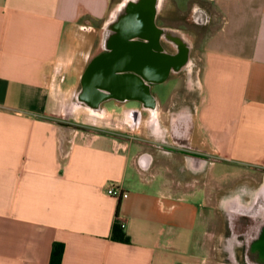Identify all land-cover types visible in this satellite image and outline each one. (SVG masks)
<instances>
[{
    "label": "crops",
    "instance_id": "crops-1",
    "mask_svg": "<svg viewBox=\"0 0 264 264\" xmlns=\"http://www.w3.org/2000/svg\"><path fill=\"white\" fill-rule=\"evenodd\" d=\"M119 1L0 0V264H50L54 244L59 264H214L226 193L262 182L264 0H167L188 66L93 113L75 84ZM217 164L245 173L224 184Z\"/></svg>",
    "mask_w": 264,
    "mask_h": 264
},
{
    "label": "water",
    "instance_id": "water-1",
    "mask_svg": "<svg viewBox=\"0 0 264 264\" xmlns=\"http://www.w3.org/2000/svg\"><path fill=\"white\" fill-rule=\"evenodd\" d=\"M166 2L120 0L111 8L100 29L97 48L80 77V89L73 95L76 103L102 114L101 105L111 99L126 97L143 107L154 98L151 86L162 84L188 66L191 39L180 30L156 25ZM162 44L173 53L166 52ZM260 198L264 199V176ZM260 244L264 246V234Z\"/></svg>",
    "mask_w": 264,
    "mask_h": 264
},
{
    "label": "flooded vegetation",
    "instance_id": "flooded-vegetation-1",
    "mask_svg": "<svg viewBox=\"0 0 264 264\" xmlns=\"http://www.w3.org/2000/svg\"><path fill=\"white\" fill-rule=\"evenodd\" d=\"M162 46L166 52L173 53L169 46ZM143 88L141 86L140 90ZM126 100L128 99L124 97L119 102H130ZM138 104L142 107L140 102ZM260 187L261 183L256 190L249 192V198L245 200L243 189L226 193V198L220 204L226 230L224 237L220 238L217 253L223 264H264V246L260 244L264 234V199L260 198ZM231 235L238 241L232 250L228 245Z\"/></svg>",
    "mask_w": 264,
    "mask_h": 264
},
{
    "label": "rangeland",
    "instance_id": "rangeland-1",
    "mask_svg": "<svg viewBox=\"0 0 264 264\" xmlns=\"http://www.w3.org/2000/svg\"><path fill=\"white\" fill-rule=\"evenodd\" d=\"M162 24V22H161V19L158 17V19H157V21H156V25L157 26H162L161 25ZM177 81V77L176 78H173V77H170L165 83H164V87L165 88H169V87H171V86H173L174 84H175V82ZM79 84H75V88L77 87V88H79ZM156 87L157 86H155L153 89V91H156ZM77 89H74L71 93H70V97H71V95L73 94V92H75ZM75 104H72V103H70L68 106H66L67 107V110H66V113H65V115H61V117H63V119H64V121H67V122H69V123H72L71 122V120L73 119V117H76V116H74V115H76V114H78L79 113V115H78V117H79V121H81L82 119H83V116H82V109H80V108H76L77 110H72L71 111V113H70V108L73 106V107H75L74 106ZM129 105H135V104H133V103H131V104H129ZM106 107L108 108V110L109 111H112V110H110V109H112V107L108 104H106ZM84 112V111H83ZM116 111H114V113H115ZM112 113V112H111ZM105 116H106V114H105ZM117 116L116 115H114L112 118H115V122H118L119 120L116 118ZM107 122V121H106ZM105 126H107V123L106 124H104V127ZM73 128H74V126H73ZM80 128H82V127H80ZM121 129H123V128H121ZM216 172L217 173H219V174H221L222 175V177H223V183L224 184H231L232 182H234L235 181V179L237 178V177H239L241 174H244L245 173V170H243V169H240V168H235V167H229L228 165H220V164H217V167H216ZM252 176H251V174L249 175V181H251V178ZM256 179V178H255ZM245 182H243L242 184L243 185H245L244 184ZM241 184V182H239L238 184H236L237 186L238 185H242ZM245 187V186H244ZM249 190V189H248ZM228 193H230V191H228L227 192V194ZM230 241H228V245H230L231 246V250L232 249H234L235 248V246L238 244V241H237V239H236V237L235 236H233V235H231L230 236V239H229ZM232 253V252H231ZM214 264H223L222 263V260L220 259V255L218 254V253H216V255H215V261L213 262ZM211 264H212V262H211Z\"/></svg>",
    "mask_w": 264,
    "mask_h": 264
},
{
    "label": "trees",
    "instance_id": "trees-1",
    "mask_svg": "<svg viewBox=\"0 0 264 264\" xmlns=\"http://www.w3.org/2000/svg\"><path fill=\"white\" fill-rule=\"evenodd\" d=\"M113 234L116 239H119L121 241L124 240L123 235L118 234L117 226L114 227ZM62 252H63L62 246L59 244H54L51 250V254H50V264H59V261L62 256Z\"/></svg>",
    "mask_w": 264,
    "mask_h": 264
},
{
    "label": "built area",
    "instance_id": "built-area-1",
    "mask_svg": "<svg viewBox=\"0 0 264 264\" xmlns=\"http://www.w3.org/2000/svg\"><path fill=\"white\" fill-rule=\"evenodd\" d=\"M107 194L116 198H126L127 197V193L123 192L121 189L117 188V187H110L107 190ZM121 228L123 227V225H120Z\"/></svg>",
    "mask_w": 264,
    "mask_h": 264
},
{
    "label": "bare ground",
    "instance_id": "bare-ground-1",
    "mask_svg": "<svg viewBox=\"0 0 264 264\" xmlns=\"http://www.w3.org/2000/svg\"><path fill=\"white\" fill-rule=\"evenodd\" d=\"M93 112V111H92ZM93 113H95V112H93Z\"/></svg>",
    "mask_w": 264,
    "mask_h": 264
}]
</instances>
